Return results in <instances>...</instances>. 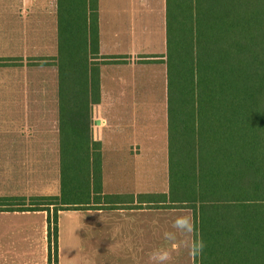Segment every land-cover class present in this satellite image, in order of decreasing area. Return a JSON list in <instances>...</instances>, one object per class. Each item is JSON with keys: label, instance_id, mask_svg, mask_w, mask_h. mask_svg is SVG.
<instances>
[{"label": "trees", "instance_id": "16d2710c", "mask_svg": "<svg viewBox=\"0 0 264 264\" xmlns=\"http://www.w3.org/2000/svg\"><path fill=\"white\" fill-rule=\"evenodd\" d=\"M81 3L87 12L72 19L59 12L58 54L50 64L60 93L71 91L72 102L88 108L76 111L72 131L89 137V107L100 100L98 25L96 0ZM165 27L169 190L157 206L192 211L195 264H264V0H165ZM97 156L61 167L98 168ZM201 171H217V178ZM65 185L59 196L0 197V212L46 211L55 264L59 211L139 208L112 204L146 200L100 191L92 200L83 191L78 196L86 199L72 203Z\"/></svg>", "mask_w": 264, "mask_h": 264}, {"label": "crops", "instance_id": "0c3cea01", "mask_svg": "<svg viewBox=\"0 0 264 264\" xmlns=\"http://www.w3.org/2000/svg\"><path fill=\"white\" fill-rule=\"evenodd\" d=\"M78 10L87 12V5L0 0V197L59 196L63 180L72 199L83 191H90L92 200L98 191L101 197L144 195V202L112 204L139 208L85 211L97 214L88 218L92 221L150 224L154 249L147 253L156 259L155 245L166 235L195 239L193 214L192 222L156 215L190 210L160 208L156 202L169 190L165 0H96L100 100L89 107V137L72 131L76 111L88 108L75 97L72 102L71 91L60 93L57 66L50 64L58 54L59 12L72 19ZM110 56L121 58H103ZM94 155L98 168L61 167L63 160L71 165ZM90 171H100V177L93 180ZM158 223L178 226L160 229Z\"/></svg>", "mask_w": 264, "mask_h": 264}, {"label": "rangeland", "instance_id": "374dc122", "mask_svg": "<svg viewBox=\"0 0 264 264\" xmlns=\"http://www.w3.org/2000/svg\"><path fill=\"white\" fill-rule=\"evenodd\" d=\"M174 172L177 175V171H173V175ZM208 173L217 178V171H201L203 178ZM2 182L6 184L4 178ZM67 188L65 185V190ZM116 196L125 199L129 195ZM65 199L67 202H81L86 195L72 199V195L66 192ZM156 213L159 217L190 218L192 222L190 210H159ZM95 215L73 208L58 212L56 264H195V261L192 263V254L196 256L195 240L193 243L191 239L187 241L181 233L159 239L155 245L158 255L154 259L153 252L152 255L147 253L154 249L153 239L148 235L150 224L135 225L133 221L112 224L88 219ZM46 217V211L0 212V264H49V257L50 264H55L53 244L51 255L49 253ZM157 225L159 228L178 226Z\"/></svg>", "mask_w": 264, "mask_h": 264}]
</instances>
